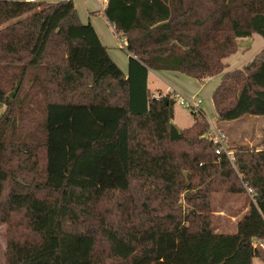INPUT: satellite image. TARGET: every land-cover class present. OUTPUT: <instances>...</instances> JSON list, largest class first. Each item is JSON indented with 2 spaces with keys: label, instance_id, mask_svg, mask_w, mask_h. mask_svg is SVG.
<instances>
[{
  "label": "trees",
  "instance_id": "obj_1",
  "mask_svg": "<svg viewBox=\"0 0 264 264\" xmlns=\"http://www.w3.org/2000/svg\"><path fill=\"white\" fill-rule=\"evenodd\" d=\"M104 12L127 41V76L73 0H0V72L11 74L0 78L7 263L264 261V147L217 153L203 110L181 129L176 100L148 87L149 70L221 75L219 121L264 115V49L224 72L239 38L264 37V0H108ZM34 89L44 96L30 128ZM220 192L251 196L233 232L211 222Z\"/></svg>",
  "mask_w": 264,
  "mask_h": 264
},
{
  "label": "rangeland",
  "instance_id": "obj_2",
  "mask_svg": "<svg viewBox=\"0 0 264 264\" xmlns=\"http://www.w3.org/2000/svg\"><path fill=\"white\" fill-rule=\"evenodd\" d=\"M41 3H52L60 0H36ZM81 11L86 7H94L100 9L105 7V0H74ZM82 15V14H81ZM83 17V15H82ZM84 22H87V18ZM110 42L108 47L110 54L115 57V54H126L125 47L120 46V41L123 40V36L116 31H110ZM252 39H245L249 44L245 48H241L226 58L227 64L224 72L241 68L264 49V37L258 33H255ZM251 40V41H250ZM241 44H244L240 41ZM112 57V56H111ZM117 58V57H116ZM120 59V58H117ZM114 60V59H113ZM121 60V59H120ZM115 61V60H114ZM119 61V60H118ZM116 62V61H115ZM122 62V60H121ZM121 62H116L121 65ZM123 63V62H122ZM127 63V62H126ZM119 65V66H120ZM126 69V66H123ZM167 73L155 72L152 73L148 80L149 89L154 94L164 95L168 89H175L176 92L188 97L191 94H196L198 98L202 99L200 107L203 109L204 114L209 123L221 128L228 135V145L234 150L238 146H249L255 149L264 147V115L246 114L242 117L229 120L219 121L213 105V92L219 83L220 76L217 75L212 78H208L205 81H200L197 78L188 76L186 74L177 71H166ZM11 74L0 72V78L3 83L10 81ZM36 90L31 91V97L34 101V110L31 111L27 107H24V116L27 120L26 126L32 128L34 122L40 121V113L38 111L37 100L43 99L44 93H36ZM165 91V92H164ZM167 92L165 93V95ZM176 100V98H175ZM39 102V101H38ZM37 104V105H36ZM194 120L193 111L190 107L181 106L176 100L175 103V116L174 121L179 128L185 129L192 125ZM251 196L248 194H232V193H214L211 197V222L215 229L226 232H233L236 230V224L239 218L247 211V207ZM6 246H7V225L0 223V264H8L6 260ZM252 264H264L258 257H254Z\"/></svg>",
  "mask_w": 264,
  "mask_h": 264
},
{
  "label": "crops",
  "instance_id": "obj_3",
  "mask_svg": "<svg viewBox=\"0 0 264 264\" xmlns=\"http://www.w3.org/2000/svg\"><path fill=\"white\" fill-rule=\"evenodd\" d=\"M74 1V0H73ZM107 1L108 0H105V4H107ZM75 6H76V8H77V10H78V13H79V16H80V18H81V20H82V22H84L86 19H84L85 18V14H86V18H87V22H91L93 25H94V27H95V29H96V31H97V33H98V35H99V37H100V39H101V41H102V43L104 44V45H106L107 47H108V43L110 42V36H109V32L110 31H114L115 32V29H114V27H113V25L108 21V19H107V17H106V15H105V12H104V10H105V7H100V9H95L94 7H86L85 9H83V11H81L80 9H79V7H78V5H77V2H75ZM83 15V17H82V15ZM87 22H84V23H87ZM254 35V34H253ZM252 35V36H253ZM252 36H249V37H243V38H239L238 40H237V42H238V47H239V49H240V47L241 48H245V46H247L249 43L248 42H246L247 40H245V39H247V38H249V39H252L251 37ZM240 41L242 42V43H244V44H241L240 43ZM251 41V40H250ZM108 52H110V49H109V47H108ZM127 52V51H126ZM110 54V53H109ZM110 56H112V58L116 61V62H118L119 63V61L121 62V60H122V62H121V65H120V67L122 68V70L124 71V73H125V75L127 76L128 75V69H129V57H130V53H126V54H115V57L113 56V55H111L110 54ZM120 58V59H117V58ZM119 60V61H118ZM127 62V63H126ZM123 66H126V69H124V67ZM155 72H159V71H154V70H149V73H148V80H149V77H150V75L152 74V73H154V74H156ZM161 72V71H160ZM163 73H167L166 71H162ZM221 77V76H220ZM220 81V80H219ZM218 85V84H217ZM148 87H149V85H148ZM169 88H170V86H168V89H167V91L169 90ZM175 90V89H174ZM166 91V92H167ZM165 92V91H164ZM165 92V93H166ZM165 93H163V94H165ZM191 95H194V94H191ZM174 123H175V121H174ZM193 123H194V120H193V122H192V125H193ZM176 124V123H175ZM177 125V124H176ZM191 125V126H192ZM178 126V125H177Z\"/></svg>",
  "mask_w": 264,
  "mask_h": 264
},
{
  "label": "built area",
  "instance_id": "obj_4",
  "mask_svg": "<svg viewBox=\"0 0 264 264\" xmlns=\"http://www.w3.org/2000/svg\"><path fill=\"white\" fill-rule=\"evenodd\" d=\"M29 2H36V0H27ZM127 41L124 38L123 40L120 41V46L126 47ZM167 94H170L174 99L178 101V103L183 106V107H190L194 111H199L203 110L200 105L202 104V99L198 98L196 94L191 95V96H184L181 93L176 92V90L169 88L167 91ZM165 95V94H164ZM161 94H153L154 97L157 99L164 96ZM210 124V130L208 133V138L212 141L216 148L217 153H222L224 152L229 158H233V150L229 147L228 145V135L226 134L225 131H223L221 128L213 125L212 123ZM248 191L252 193V189L249 188ZM254 247H258L259 245L263 246L262 242H254L253 243Z\"/></svg>",
  "mask_w": 264,
  "mask_h": 264
}]
</instances>
